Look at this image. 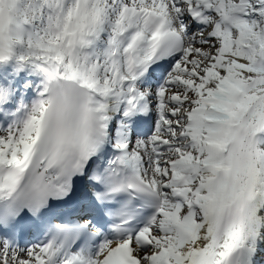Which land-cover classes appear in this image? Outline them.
<instances>
[{
  "label": "snow or ice",
  "instance_id": "6c2138e0",
  "mask_svg": "<svg viewBox=\"0 0 264 264\" xmlns=\"http://www.w3.org/2000/svg\"><path fill=\"white\" fill-rule=\"evenodd\" d=\"M262 254L264 0H0V264Z\"/></svg>",
  "mask_w": 264,
  "mask_h": 264
}]
</instances>
